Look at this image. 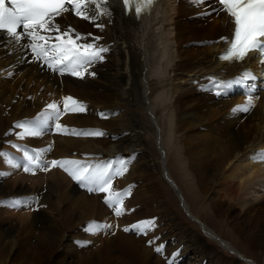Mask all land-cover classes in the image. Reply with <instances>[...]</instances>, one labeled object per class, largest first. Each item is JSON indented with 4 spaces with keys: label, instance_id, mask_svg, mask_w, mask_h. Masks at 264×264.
<instances>
[{
    "label": "bare ground",
    "instance_id": "obj_1",
    "mask_svg": "<svg viewBox=\"0 0 264 264\" xmlns=\"http://www.w3.org/2000/svg\"><path fill=\"white\" fill-rule=\"evenodd\" d=\"M184 2L157 0L139 18L125 14L116 1L107 5L111 15L98 16L95 23L71 13L57 17L87 37L78 43L100 37L95 43L108 49L102 61L88 68L95 76L85 74L82 80L53 73L46 65L41 70L42 62H25L32 61L31 50L20 47L25 39L15 44L0 38V153L9 149L24 155L26 149L31 155L39 152L45 164L78 161L112 174L124 161L127 171L115 176L112 190L127 193L128 199L125 213L117 217L103 202L106 193L90 197L59 167L48 175L36 170L35 175L27 173L32 177L18 174L10 179L18 171L24 173L12 167L21 161L15 154H8V160L0 156V169L6 170L0 172V208L6 207L12 220L22 214L21 239L17 232L11 237L17 225H0V264H240L221 251L240 252L231 242L201 224L218 246L210 244L167 206L152 170L154 156L166 161L168 153L193 198L206 197L204 208L218 217L228 213L233 230L261 248L264 256V163L253 159L264 153V65L256 52L242 62L218 59L227 43L221 37L230 39L233 30L230 18L223 12L203 16L209 8L181 12ZM245 73L248 79L242 78ZM238 79L241 82L234 83ZM246 93L254 97V107L249 113H233L234 107L245 104ZM67 96L85 110L64 113ZM53 102L62 113L59 120L50 121L41 136L19 138L23 129L14 125L34 120ZM73 130L104 135L76 136ZM160 169L178 195L172 177ZM24 178L31 187H14ZM13 201L26 203L10 208ZM200 209L193 211L196 217L188 211L192 219L199 220ZM148 220L154 227L145 234L123 231ZM93 222L108 227L85 231ZM31 238L37 240L35 251L27 247ZM72 247L81 249L72 254Z\"/></svg>",
    "mask_w": 264,
    "mask_h": 264
},
{
    "label": "snow or ice",
    "instance_id": "obj_2",
    "mask_svg": "<svg viewBox=\"0 0 264 264\" xmlns=\"http://www.w3.org/2000/svg\"><path fill=\"white\" fill-rule=\"evenodd\" d=\"M194 5H207L210 11H205L203 16L209 17L213 13L220 15L226 14L234 25L231 38L221 37V40L229 42L227 50L218 58L226 62H242L250 53L256 52L260 57V63L264 64V0H189ZM110 0H0V38L6 41L20 44L22 39L27 43L20 45L21 49H30L32 61L42 62L41 70L46 65L53 73L60 75L69 74L79 79H84L85 74L89 73L88 68L93 64L104 59L103 54L108 51L106 47L97 46L95 41L100 37H94V42L78 43L86 41L87 37L77 33L70 25H62L57 17H63L66 13H71L81 20L95 23L98 16L111 15L107 5ZM154 0H122L125 13L132 10L139 18L143 12L148 11ZM219 5V7L215 5ZM89 5H94L90 8ZM93 13V14H90ZM96 27L103 29L102 24ZM22 28V32L17 29ZM55 33V36L48 35ZM88 35H91L89 33ZM54 42H51L53 41ZM22 59V58H21ZM11 75V73H9ZM248 79L249 74L245 73L242 77ZM238 79L234 83L239 84ZM219 86V85H217ZM216 95H221L217 91ZM247 99L244 105L234 107L233 113H249L254 107V97L246 93ZM258 98V97H257ZM64 113L83 112L84 107L71 96L63 98ZM62 115L55 102L50 103L32 121L18 122L14 127L23 129L19 133V138L25 136H41L50 128V121H58ZM101 116H104L101 113ZM56 128L61 130V125L56 123ZM76 136H103L104 133L95 131H76ZM19 150V149H18ZM24 162L12 163L13 168H22L24 173L36 174V170L47 172L51 168L59 167L65 171L72 180L76 181L89 193H106L103 202L111 208L117 217L125 213L124 197L127 193L114 192L112 190L113 176L109 174L107 168L99 169V166L81 165L78 161H57L52 160L45 164L41 160L39 152L34 155L29 154L25 149ZM0 156L7 157V153H0ZM254 160L264 163V153H258L253 157ZM122 167L114 175L121 176L127 171L124 161ZM99 169V170H97ZM0 175H3L0 173ZM22 201H13L9 206L19 207ZM107 225L90 223L85 231L96 233L107 228ZM154 227V221H141L131 227H125L123 231L145 234ZM160 252L159 247L156 248ZM172 264H175L173 261Z\"/></svg>",
    "mask_w": 264,
    "mask_h": 264
},
{
    "label": "rangeland",
    "instance_id": "obj_3",
    "mask_svg": "<svg viewBox=\"0 0 264 264\" xmlns=\"http://www.w3.org/2000/svg\"><path fill=\"white\" fill-rule=\"evenodd\" d=\"M184 1L185 2L180 7L181 8V12H182V10H185V11H188V10L191 11L192 10L193 12H202L203 10L207 9V5L206 4L205 5H194L192 3H189L187 0H184ZM208 2L210 3L209 0H208ZM199 6H200V8H199ZM144 87H146V86H144ZM52 128H54V125H52ZM8 145H11V144L8 142ZM156 150H157V148H156ZM1 153H7L8 157H9L8 154H13V155L15 154V155H17L19 157V160L21 162H24V155H22V154L12 153V151H10L9 149H7V150L4 149V151L2 149ZM8 157H6L7 160H8ZM11 160H13V158H11ZM153 161L155 163V166H154L155 169L152 170L153 171L152 175H153V178H154V180H153L154 181V185H155V187L159 188L158 190H160V194L162 193V195H163V197L165 199L164 201L166 202L167 206L172 210L173 215L177 219L183 221L190 230L196 232L198 235H201L202 238L204 240H206L207 242H209L210 244L218 246L215 243V241L210 240L204 234V232L202 231L201 224H204V225L206 224L208 227H210L212 230H214V232L219 237L224 239V241L231 242L240 251V252H236V253L235 252L234 253H230V252H227L224 249L221 250L226 256L237 258L240 261L239 262L240 264H264V256H262V254H261L262 253V249L259 248V247H255V246L249 244L248 240L245 239L246 236H244V235L242 236V235H240L239 233H236L233 230V228L230 226V223H229V220H231V216L228 213H225L222 218L218 217L217 215H215V214H213L211 212L212 210H206L204 208L205 207L204 203H205V201H207L206 197H204V196L203 197L202 196L195 197L194 196V198H193L192 193L189 191V184L185 182V180L183 178V175H181V171L179 169L178 164L175 161H173V159L171 160L170 153H168V156H166V161L163 160L161 158V156L160 155L158 156L157 154H156V156H154ZM5 168L7 169V167H5ZM160 168L163 169L164 173L169 174L172 177V179L174 180V183H175V185L177 187L176 189L179 192L178 195L174 192V190L171 189L172 185L168 181L167 182L165 181L166 177L164 179V177H163L164 174H162ZM100 169H102V167H100ZM5 171L6 170L3 167H1L0 172L4 173ZM52 171L53 170L50 169L49 171L45 172V174L48 175ZM20 172L21 171H18L16 173H14L11 176L10 179H13L14 176L18 177V174L24 175L25 177H27V176L28 177L29 176L32 177V175H28L27 173H22V172L20 173ZM109 174L113 176L112 184L115 183V181H114L115 178H116L115 175L112 174L111 171H109ZM69 178H71V177L69 176ZM20 180L21 179H19L16 182L17 184L15 183L14 187L17 186L18 183L26 185V187H31L32 184L29 183L30 181L28 180V178H24L21 181ZM4 183L6 184V181H4L2 183V185ZM144 192L149 193V191H147V190H144ZM93 193H96V192H93ZM93 193H89V196L90 197L93 196L94 195ZM99 194L101 195L103 193L100 192ZM157 196H156V198L158 199L159 195H157ZM127 200H128L127 198H124V202H126ZM0 207H2V206H0ZM199 207H201L200 213L198 214L199 220L196 221V220L191 218V215L196 217V215H195V213L193 211L194 210L196 211V208H199ZM4 208H5L6 211L4 210ZM7 211L8 210L6 209V207L0 208V214H2V215H0V225L1 226L4 225L5 227L12 226L13 228H15V225H17V230L15 231V233H13V235H11V237H15L16 234L18 233L19 234L18 237L20 238L21 237V235H20L21 229L18 228L19 224H20V221L18 219L21 218L22 214L13 216V220H12V217H10L11 218L10 219L7 216V214H6ZM109 211L111 212L113 210L111 208H109ZM188 211H190L191 215H189ZM19 213H21V212L19 211ZM2 216H3V218H2ZM4 217H6V218H4ZM231 222H233V221H231ZM38 233H39V227H37L35 229V234L37 235ZM205 237H207V238H205ZM36 241H35V239L31 238V240L29 242L30 244L27 247L30 250L34 248V251H35ZM80 249H81L80 247L79 248L78 247L77 248H73L72 247L69 250L72 252V254L73 253L75 254ZM240 253H242V254L245 253L248 258L244 257ZM78 256H79V254L76 255V258H75L76 261L78 259ZM168 264H171V263H168Z\"/></svg>",
    "mask_w": 264,
    "mask_h": 264
}]
</instances>
